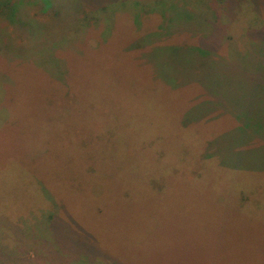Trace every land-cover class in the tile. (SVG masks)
Segmentation results:
<instances>
[{"label":"rangeland","instance_id":"rangeland-1","mask_svg":"<svg viewBox=\"0 0 264 264\" xmlns=\"http://www.w3.org/2000/svg\"><path fill=\"white\" fill-rule=\"evenodd\" d=\"M0 264H264V0H0Z\"/></svg>","mask_w":264,"mask_h":264},{"label":"trees","instance_id":"trees-1","mask_svg":"<svg viewBox=\"0 0 264 264\" xmlns=\"http://www.w3.org/2000/svg\"><path fill=\"white\" fill-rule=\"evenodd\" d=\"M179 49V48H178ZM194 50V49H193ZM208 75H210V74H208Z\"/></svg>","mask_w":264,"mask_h":264}]
</instances>
